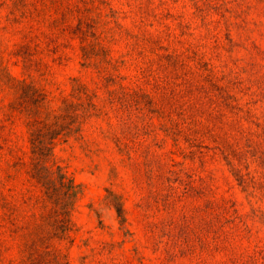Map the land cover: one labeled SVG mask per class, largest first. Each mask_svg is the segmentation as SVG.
Masks as SVG:
<instances>
[{
    "label": "rangeland",
    "instance_id": "374dc122",
    "mask_svg": "<svg viewBox=\"0 0 264 264\" xmlns=\"http://www.w3.org/2000/svg\"><path fill=\"white\" fill-rule=\"evenodd\" d=\"M27 43L34 62L31 80L51 93L55 108L72 92L73 79L95 90L101 73L127 77L126 85L153 99L154 113L145 102L140 110L118 106L111 125L93 120L80 135L57 145V160L83 194L71 213V231L54 232L58 259L51 264H226L208 231L204 197L169 209L163 201L170 194L168 175L162 186L157 183L152 164L160 156L172 150L177 162H185L181 152L190 151L185 135L174 141L177 117L172 105H163L156 82L166 76L164 69L186 74L196 85L208 79L232 97L233 108L207 103L195 130L202 146L231 141L243 153L258 152L234 162L248 174L249 187L238 184L215 150H204L203 159L197 153L183 168L197 188L211 184L219 197L236 202L252 232L251 247L264 245V165L258 160L264 154V0H0V62L5 66L10 53ZM16 61L8 65L11 73L26 77ZM99 95L107 98L103 90ZM14 99L0 89V144L7 139L5 146L21 155L28 151L27 128L6 116ZM221 116V124L215 123ZM233 122H240L235 132L226 128ZM12 164L8 150L1 151L0 264H27L31 238L24 227L31 206L21 195L34 188L26 170ZM109 191L122 197L124 227ZM240 243L250 246L237 240L235 247Z\"/></svg>",
    "mask_w": 264,
    "mask_h": 264
},
{
    "label": "trees",
    "instance_id": "16d2710c",
    "mask_svg": "<svg viewBox=\"0 0 264 264\" xmlns=\"http://www.w3.org/2000/svg\"><path fill=\"white\" fill-rule=\"evenodd\" d=\"M82 51L84 60L88 61L91 55L87 48L83 47ZM9 56L10 59L5 66L3 61L0 62V89L11 91L15 97L9 105L6 116L12 124L20 120L26 126L28 151L20 155L15 148L5 146L8 140L4 139L0 144V152L8 150V155L13 162L12 168L25 169L34 188L26 190L21 195L23 204L27 207L31 206L27 211L30 214L29 217L27 216L29 221L24 227L27 237L31 238V243H28L29 253L26 256V263L51 264L58 259L57 251L51 244L56 237L54 232L59 229L65 232L64 234H68L71 231V213L83 194L82 186L76 183L67 168L57 160L55 155L57 145L67 142L73 136L80 135L84 125L93 120L96 122L107 120L111 125L110 121L117 117L113 114L120 112V107H135L140 110L142 102H145L151 110L150 113H154L151 109L153 99L143 95L139 89L126 85L124 81L128 79L127 77L101 73L95 90H90L86 85L81 84L79 79H73L75 86L72 92L62 97L61 105L55 108L51 105V93L31 80L34 62L29 44L21 45L18 51L10 53ZM12 59L17 60L14 65L18 63L22 65L23 75L26 77L17 78L11 73L8 65ZM172 64L174 63L169 61L165 68H172ZM164 71L166 76L156 82L164 93L163 105H172L177 117L174 125L176 132L174 141L178 143V137L182 135L186 137L185 141L190 151L188 154L181 152L185 162L194 158L197 153L203 159L206 156L204 150L211 152L215 150L231 167L238 184L247 189L248 174H244L239 164L234 162L240 163L245 154L253 153L257 156L258 152L246 150L243 153L237 144L231 141L224 142L216 148L202 146L200 139L197 138L200 132L195 130V122L203 113L207 103L215 105L217 101H220L225 107L233 108L234 106L230 104L232 97L221 86L211 83L208 79L196 85L186 74L181 75L178 71L167 72L166 69ZM142 72L147 78H151L146 75V70ZM206 83L210 85L207 86ZM100 90L107 94V98L103 101L100 99ZM221 120L222 116L218 117L215 123L221 124ZM4 127V125L1 126L2 129ZM226 128L235 132L240 128V122H233ZM245 146L251 147L250 143ZM195 148L197 152L193 150ZM177 155L176 151L171 150L164 157L160 156L156 164H152L158 171L157 183L163 179L165 173L168 175L166 182L170 194L164 197L165 205L169 209H174L190 197H204L208 231L212 236L215 249L224 251L226 254V264H264V245L254 242L251 247L252 232L246 224V216L241 215L237 209L236 202L223 196L219 197L211 184L200 189L194 186L193 182L188 181L191 180V176L184 172L185 162L176 161ZM258 160L264 165V154H260ZM147 167H150V164ZM179 189H181L180 192ZM109 195L113 197L110 202L115 206L117 215L121 218V225L124 227L127 220L121 202L122 197L110 191ZM38 210L41 213H38ZM59 224L61 225L58 226ZM228 226L231 228L226 231ZM45 227H49L50 232L46 233ZM237 240L246 241L250 246L246 249L243 248V243H240V248L235 247Z\"/></svg>",
    "mask_w": 264,
    "mask_h": 264
}]
</instances>
